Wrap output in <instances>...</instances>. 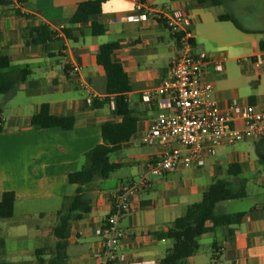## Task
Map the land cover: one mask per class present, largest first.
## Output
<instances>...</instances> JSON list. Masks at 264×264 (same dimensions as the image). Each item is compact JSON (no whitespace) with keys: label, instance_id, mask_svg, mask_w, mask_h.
<instances>
[{"label":"crops","instance_id":"1","mask_svg":"<svg viewBox=\"0 0 264 264\" xmlns=\"http://www.w3.org/2000/svg\"><path fill=\"white\" fill-rule=\"evenodd\" d=\"M86 1L92 0H12L11 7L0 9V54L9 57L11 69L30 72L15 93L7 95L0 109V201L14 202L13 216L0 219V239L4 241L0 257L10 254L19 258L9 264L32 262L29 257H36V250L54 246L52 231L57 212L69 204L77 189L68 183V175L81 169L85 154L102 143L100 125L118 120L113 102L102 108L93 105L95 99L100 102L105 98L104 71L97 63L101 45L119 44L112 59L122 65L128 76L132 88L127 93L129 109L138 117L135 135L119 150H124L125 155L115 154L110 160L119 164V169L126 163L134 164L135 173L127 180L118 178L114 187L105 190L100 188L101 179L83 187L91 210L71 227L65 264L97 263L104 240L101 229L111 211V195L169 150L160 144L141 143L154 114L141 95L167 75L177 53L176 37L166 29L165 14H182L193 36L194 52L221 63L220 74L214 72L213 62L208 63L204 79L213 85L222 110L233 104L264 107V0H219L217 5L211 0L204 4L196 0H102L99 15L85 25L72 27L76 40L64 39L60 31L70 27L68 20ZM14 10L20 15H15ZM141 13L148 15L143 23L126 22V17ZM223 15L232 16L239 28L231 21H221ZM92 22L103 25L105 33L93 36ZM37 24L48 25L63 38L50 52L43 45L27 46L24 42L27 27ZM51 58L60 60L58 70L54 62L48 61ZM42 93H50V99L34 98ZM18 94L23 95L22 105L15 104ZM43 104L49 106L51 115L73 116L74 127L66 131L33 127L30 119ZM236 126L240 127V122ZM135 142L142 148H136ZM232 165L238 166L233 171L237 175L229 173ZM223 173L233 176L234 182L225 181L231 188H244L246 195L218 203L215 212H243L244 219L240 224L217 227L200 236L198 252L184 264H264V139L221 146L199 169L182 168L150 181L149 188L131 199L130 211L120 222L126 234L120 249L122 264H159L169 248L163 247L167 240H159L156 233L166 231L184 215L176 211L180 204L201 201ZM244 199L251 200L238 209V201ZM222 203L225 206H220ZM46 217L55 221L41 224ZM35 219L38 221L29 224ZM208 249L211 252L207 256ZM23 256L27 258L20 260Z\"/></svg>","mask_w":264,"mask_h":264},{"label":"trees","instance_id":"2","mask_svg":"<svg viewBox=\"0 0 264 264\" xmlns=\"http://www.w3.org/2000/svg\"><path fill=\"white\" fill-rule=\"evenodd\" d=\"M198 4H204L207 0H196ZM215 5L219 0H211ZM13 5L12 0H0V9L9 8ZM102 0L82 2L78 5L75 14L68 20L70 27L60 31L66 40H76L73 36V29L77 25H85L91 17L101 13ZM15 15L20 12L14 10ZM221 21H231L237 28L239 25L230 15H223ZM106 29L103 25L92 22L91 32L93 36H101ZM82 33V32H81ZM60 34L46 24L29 26L23 34L27 46L43 45L46 52H50L53 45L61 42ZM3 39L0 33V43ZM119 49L118 43H107L99 47L97 63L104 71L105 98L98 102L94 100L95 108H102L105 105L114 104V114L118 120L106 121L100 125L102 143L96 145L85 154V163L81 169L68 175V183L76 185V193L69 204L57 212V224L52 234L56 242L51 249H38L35 256L38 264H65L67 255V239L71 233L74 222L79 221L90 212L91 202L83 187L96 179H107L109 175L119 169L120 165L111 162L110 155L119 151L121 145L129 142L137 130L138 117L129 109L127 93L131 91V85L122 65L113 61L114 51ZM11 60L8 56L0 54V96L15 93L19 85L24 83L30 74L27 69H11ZM30 124L38 129L60 128L64 131L71 130L75 125L73 116H54L50 114L49 106L43 104L39 111L30 119ZM0 127V132H2ZM264 139V138H262ZM260 139V140H262ZM238 167H229V173H234ZM246 193L244 188L233 189L230 185L221 180L214 181L203 194L201 201L188 205L183 216L176 218L173 224L166 231H159L156 237L159 240L173 241L172 247L166 252L159 264H184V260L194 256L199 245L197 239L214 230L217 227H230L240 224L245 213L221 214L215 212L218 203L230 200L243 199ZM14 214V202L10 200L0 201V219L11 218ZM211 226H207V223ZM4 241L0 239V248ZM48 256L45 260L44 257ZM0 264H9L0 261Z\"/></svg>","mask_w":264,"mask_h":264},{"label":"built area","instance_id":"3","mask_svg":"<svg viewBox=\"0 0 264 264\" xmlns=\"http://www.w3.org/2000/svg\"><path fill=\"white\" fill-rule=\"evenodd\" d=\"M147 16L145 13L128 16L126 22L140 24ZM163 19L166 29L176 37L177 53L167 75L141 95L142 102L154 111L141 143L160 144L169 150L144 173L121 185L111 195V211L101 229L103 248L96 264H122L124 258L120 249L126 234L120 222L130 211L131 199L150 187L148 175L162 176L182 168L199 169L221 146L264 138V107L233 104L222 110L213 85L204 79V68L213 61L204 53L194 52L186 18L173 13L165 14ZM254 65L259 67V62ZM213 68L216 74L222 72L218 61L213 62ZM73 70L78 71V67ZM236 122H240V127Z\"/></svg>","mask_w":264,"mask_h":264},{"label":"rangeland","instance_id":"4","mask_svg":"<svg viewBox=\"0 0 264 264\" xmlns=\"http://www.w3.org/2000/svg\"><path fill=\"white\" fill-rule=\"evenodd\" d=\"M249 1H252V0H249ZM48 61H50L51 63L52 62H54L55 63V68L58 70V65H59V59H56V58H51V59H48ZM40 82V81H39ZM41 86V85H40ZM22 97H23V95H21V94H18L17 95V97L14 99L15 100V104H19V105H22V103H23V100H22ZM50 97H51V94L50 93H42V94H37L34 98H36L38 101H46V100H48V99H50ZM6 99H7V95H1L0 96V109L2 108V106L4 105V103H5V101H6ZM136 144H135V146H136V148H142V146L140 145V143H138V142H135ZM117 155V156H119V157H122V156H124L125 155V151L123 150V151H117V152H115V153H113V154H111L110 155V159H113V156L114 155ZM135 168V165L134 164H128V163H126V164H124L119 170H117L115 173H113V174H111L110 175V177L108 178V179H106V180H101L102 181V184L100 185V188H102V190H105V189H108V188H112V187H114V185H115V183H116V181H117V179L118 178H121V179H123V180H127V179H130L131 178V176L132 175H134V173H135V171L133 170ZM158 178H160V177H158V176H153V175H148V179H149V181H154V180H156V179H158ZM216 180H221V181H228V182H234V178H233V176H230V175H227V174H225V173H223V174H219L218 176H217V179ZM215 180V181H216ZM71 190V189H70ZM74 191V190H73ZM251 199H244V201H238V203L237 204H239L238 205V209H241V208H243L244 207V205L245 204H248V202L250 201ZM199 202L200 200H188V202H187V204H189V203H192V202ZM187 204H180L179 205V207H178V209L176 210V211H181L180 213H181V215H183L184 213H185V208H186V205ZM244 204V205H243ZM220 206H225V203H224V205H223V203L220 205ZM46 208L47 209H51V206H46ZM55 208V207H54ZM218 208L219 207H217V209H216V211L218 210ZM19 209V208H18ZM38 221V219H35V220H33V221H30V223L29 224H31V223H35V222H37ZM51 221H55V220H53V218L52 217H46V219L45 220H43V221H41V224H48L49 222H51ZM55 223V222H54ZM202 244V248H201V250H204V244H205V242L204 241H202L201 242ZM173 244V241H171V240H167V243L163 246L164 248H169L170 249V247H171V245ZM12 248H15L14 246H11V249ZM51 248H53V246L52 247H50L49 249H51ZM28 249H29V247H28ZM7 251H10V248H7ZM208 251V254H207V256L210 254V252H211V250H207ZM18 257L17 256H14V255H8V254H6L5 256H1L0 257V261H6V262H9V261H14V260H16ZM27 258V256L26 257H24L23 256V258H20V260L21 259H26ZM209 258V257H208ZM19 259V258H18ZM29 259L30 260H33L32 262H27V263H11V264H38V262H37V259H36V257H34V256H32V257H29ZM209 262V261H208Z\"/></svg>","mask_w":264,"mask_h":264}]
</instances>
